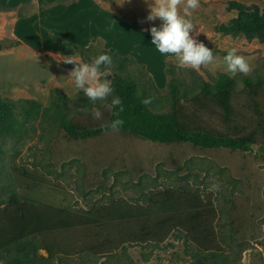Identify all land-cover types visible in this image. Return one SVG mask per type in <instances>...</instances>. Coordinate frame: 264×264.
<instances>
[{
  "label": "rangeland",
  "instance_id": "374dc122",
  "mask_svg": "<svg viewBox=\"0 0 264 264\" xmlns=\"http://www.w3.org/2000/svg\"><path fill=\"white\" fill-rule=\"evenodd\" d=\"M226 1L200 0L198 21L191 19L196 27L190 34L213 51L214 62L193 70L178 67L175 56H168L166 83L159 88L161 90L152 91L157 99L152 109L155 112L171 110L169 81L189 95L197 93L205 81L214 84L220 73H226L223 57L235 48L239 55L247 58L252 71L233 77L236 89L233 91L231 122H223L218 109L199 111L193 107L188 111L191 118L199 116L202 124L213 131L234 135L243 132V127L252 129L255 126L260 117L256 107L264 110V93L251 96L243 80L245 76L264 80V43L242 35L215 32V23L236 15L225 10ZM240 1L259 2L264 7V1ZM136 8L129 6L133 11H137ZM28 10L26 8L25 11ZM160 23L158 21L156 26ZM5 42L6 48L0 50L1 98L12 102L36 100L42 104L43 110L52 102L65 104L62 111L49 109L33 118L20 116L24 122L22 129L0 134V209L8 203L12 194L73 210H88L112 202L137 204L145 202L147 193L153 189L191 183L199 187L206 201H213L219 222L227 229L246 232L248 248L242 252L240 263L264 264V149L261 146L252 145L247 150L202 148L188 142L161 143L123 129L105 131L103 126L113 121L112 109L106 106L111 97L95 104L88 101L83 91L75 87L74 80L68 77L75 65L64 62L71 58L77 63H91L92 58L99 54L111 55L113 52L103 39L86 46L89 48L84 51L83 58L78 52L35 54L27 48L17 51V47H12L16 41ZM113 59L108 77L111 81L116 73L134 77L140 86L149 85L152 81L151 76L142 75L145 68L138 62L128 63L124 70L119 71L118 61ZM82 108L88 111H82ZM93 108L101 111L102 119L93 118ZM61 116L76 130L89 129L90 134L71 133L68 127L61 124ZM213 184L218 185V190L209 192L207 189ZM132 225L124 224V227ZM39 227L27 239L28 243L43 247L38 252L45 255L44 248L69 249L68 245L71 246L69 252H58L55 257L66 259L69 264H113L114 261L121 264H200L194 257V247H190L185 238L179 237L176 232L153 249L125 242V246L111 251L116 253L113 258H101L81 247L100 229L49 232L44 231L41 225ZM122 228L117 226V231ZM117 231L115 229L114 232ZM15 251L13 249L12 253ZM3 256L5 253L0 251V263Z\"/></svg>",
  "mask_w": 264,
  "mask_h": 264
},
{
  "label": "trees",
  "instance_id": "16d2710c",
  "mask_svg": "<svg viewBox=\"0 0 264 264\" xmlns=\"http://www.w3.org/2000/svg\"><path fill=\"white\" fill-rule=\"evenodd\" d=\"M225 10L235 12L236 15L218 22L214 26L215 32L221 35H242L247 39H258L264 43V7L261 3L227 0ZM2 46L0 43V48ZM88 48L75 45L76 52L80 53L82 58ZM111 56L114 58L113 61H118L119 71L124 70L128 63L137 62L134 57L128 55L113 52ZM139 65L145 68L144 64ZM142 75L151 76L146 68ZM243 80L251 96L257 97L264 93L263 79L245 76ZM112 86L124 106V111L120 114L124 121L121 129L132 134L161 143L188 142L202 148L247 150L252 145H259L264 149V110L260 107H256L260 117L256 120L255 126L252 129L243 127V132L234 135L215 132L204 126L199 116L197 119L190 117L188 111L193 107L199 111L218 109L217 112L223 122H231L236 80L227 73H220L214 84L203 82L197 93L191 95L185 90H179L176 83L167 82L171 102L169 112H155L152 109L157 103L152 91L161 90L153 78L149 85L140 86L134 77L116 73L112 78ZM147 97H152V102L143 105L141 99ZM186 101H189V106L186 105ZM64 104L65 102L62 105L52 102L43 110L42 104L36 100L19 99L12 102L0 96V134L22 129L24 117L33 118L34 115L38 116L42 111L49 109L62 111ZM115 111H118V108L112 109V120L117 118L113 115ZM61 124L68 127L73 134L79 132L90 134L89 129L76 130L64 116H61ZM217 215L213 201H206L199 187L191 183L181 187L153 189L147 193L145 202L137 204L112 202L88 210L59 208L12 194L8 203L0 209V251L5 253L0 264H69L66 259L55 257L58 252H69L71 246L68 245L69 249L44 248L47 252L45 255L38 252L39 248L43 247L28 243L27 239L40 229V225L44 231L49 232L100 229L93 234L98 241H95L92 235L88 237V242L81 244V247L101 258H113L116 253L111 251L125 246V242L153 249L176 232L179 237L185 238L190 247L191 245L194 247V257L200 264H241L242 252L248 248L247 234L240 229H227L226 225L219 222ZM132 223L131 227H124V224ZM112 226L116 231L117 226L123 228L119 232H114ZM106 247L112 249L108 251ZM13 249H16L14 253ZM113 264L121 263L114 261Z\"/></svg>",
  "mask_w": 264,
  "mask_h": 264
},
{
  "label": "crops",
  "instance_id": "0c3cea01",
  "mask_svg": "<svg viewBox=\"0 0 264 264\" xmlns=\"http://www.w3.org/2000/svg\"><path fill=\"white\" fill-rule=\"evenodd\" d=\"M0 0V50L5 41H16L17 51L35 54L76 52L75 45L89 46L103 39L110 51L135 58L150 71L156 85L166 83L168 55L151 44L145 0ZM137 7V11L129 9ZM26 8L29 10L26 12ZM197 9L189 19L198 21ZM181 10H183L181 8ZM217 24V23H215ZM156 72L159 74L156 75Z\"/></svg>",
  "mask_w": 264,
  "mask_h": 264
},
{
  "label": "clouds",
  "instance_id": "9594fccd",
  "mask_svg": "<svg viewBox=\"0 0 264 264\" xmlns=\"http://www.w3.org/2000/svg\"><path fill=\"white\" fill-rule=\"evenodd\" d=\"M125 0H121V5ZM148 5L149 14L147 21H161L157 27L151 26L148 31L151 33V44L162 55L173 54L178 61V67L191 68L198 70L201 66H208L214 62V54L211 49L205 46L203 42H198L190 33L194 32L195 25L190 16V10L196 9L200 5V0H145ZM181 8L183 15H181ZM199 34L198 32L196 33ZM65 63L74 64L75 67L70 71L69 76L74 80L75 87L82 90L88 101L95 104L97 101H111L106 106L109 109L118 108L113 113L117 118L110 124L104 125L105 131H120L124 124L120 114L124 111L121 98L114 95L115 89L112 81L108 78L111 75L110 66L112 65V56L102 53L92 58L91 63H77L69 58ZM225 71L230 77L238 73L248 74L252 71V66L242 55L233 48L223 57ZM103 69V70H102ZM152 102V97L141 99L143 105ZM87 112V108H82ZM91 115L94 119H102V113L99 109L93 108ZM209 192L218 190V185H210Z\"/></svg>",
  "mask_w": 264,
  "mask_h": 264
}]
</instances>
